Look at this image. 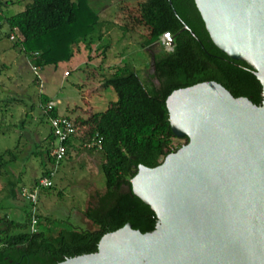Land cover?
<instances>
[{"label": "trees", "instance_id": "obj_1", "mask_svg": "<svg viewBox=\"0 0 264 264\" xmlns=\"http://www.w3.org/2000/svg\"><path fill=\"white\" fill-rule=\"evenodd\" d=\"M27 1L22 11L3 19L7 27L5 39L17 34L12 47L37 70L69 62L72 46L85 40L98 24L86 0ZM117 12L114 20L118 29L139 33L140 47L145 52L157 46L164 33L173 38V45L171 52L150 53V79L156 86H145L134 69L124 64L113 69L107 78H101L98 85L99 90L110 89L115 101L102 112L72 120L77 139L84 141L94 134L101 139L99 173L104 191L95 195L81 213L93 229L85 231L68 224L65 229L51 226L37 215V202L32 205L20 195L21 190L31 192L37 188L38 194L40 190L53 189L51 177L70 153L55 163L45 149L42 154L51 168L43 170L41 178L48 179L50 187L38 188L36 179L29 188H20L16 197L14 185L7 183L9 197L21 200L25 207L22 222L0 217V264H53L77 252L91 254L100 235L125 224L141 234L153 230L155 219L149 217L154 215L131 194L128 186L136 172L135 164L156 165L178 147H172L171 140L175 138L167 130V112L162 106L167 89L214 82L233 98H246L256 106L259 102L260 88L249 74L250 69L225 57L211 44L192 0H132L118 3ZM183 27L187 30L181 31ZM33 82L38 86L35 77ZM39 97L43 112L47 100L43 95ZM43 116L45 121L57 117L54 109ZM48 138L53 141L50 133ZM14 161L13 151L0 152V170ZM32 213L36 220L33 232L29 230Z\"/></svg>", "mask_w": 264, "mask_h": 264}, {"label": "water", "instance_id": "obj_2", "mask_svg": "<svg viewBox=\"0 0 264 264\" xmlns=\"http://www.w3.org/2000/svg\"><path fill=\"white\" fill-rule=\"evenodd\" d=\"M192 2L211 44L250 69L257 106L214 82L167 89V130L186 143L135 164L128 186L153 230L125 224L53 264H264V0Z\"/></svg>", "mask_w": 264, "mask_h": 264}, {"label": "rangeland", "instance_id": "obj_3", "mask_svg": "<svg viewBox=\"0 0 264 264\" xmlns=\"http://www.w3.org/2000/svg\"><path fill=\"white\" fill-rule=\"evenodd\" d=\"M86 1L98 24L85 40L77 43L78 53L72 61L38 69L36 86L32 83L35 75L29 68L31 64L12 47V41L5 39L7 27L3 23L4 18L22 11L28 1L0 0V152L10 150L15 155V161L0 170V217L5 216L6 220L22 222L25 207L21 200L9 197L7 183L14 185L17 197L19 188H29L33 180L41 179L44 170L42 153L47 147V127L38 107L39 89L48 98L59 101L57 108L72 110L74 120L77 116L87 118L91 113L102 112L115 101L110 89L99 90L98 85L101 78H107L113 69L124 64L134 69L145 86L149 83L156 86L150 79V53L159 55L163 50L155 45L145 52L140 47L139 33L121 32L114 20L118 3L132 0ZM65 73L68 76H63ZM171 143L172 147L179 146L184 140L172 139ZM55 145L52 141L50 148ZM69 153V159L63 160L51 177L53 189L38 192L37 215L58 229L67 228L68 224L89 231L93 228L81 213L95 195L104 191L100 156L80 148Z\"/></svg>", "mask_w": 264, "mask_h": 264}, {"label": "built area", "instance_id": "obj_4", "mask_svg": "<svg viewBox=\"0 0 264 264\" xmlns=\"http://www.w3.org/2000/svg\"><path fill=\"white\" fill-rule=\"evenodd\" d=\"M18 35L11 34L9 36L10 41H14ZM170 39L169 35L167 33L162 34L158 40H157V46L160 47L164 52H171L172 46L169 44L168 40ZM32 71V73L35 75L34 77L37 79L36 71L33 66L30 65L29 67ZM65 76L67 73L64 74ZM39 85V84H38ZM53 109V104L47 103L45 105L43 114L50 112ZM47 125L49 128V133L51 137L53 138V142L56 143V145L52 148H50L49 155L53 158L55 163H58L63 160L66 153L71 150V146L73 145L75 149L80 148L84 151H92L97 152L101 148V139L94 134L92 138L87 140H79L77 128L74 125L73 121L62 116L57 117H48L47 118ZM51 182L48 179L41 178L37 180V187L38 188H48L50 187ZM20 195L28 200L32 205H35L36 203V195H37V188L33 189L31 192L27 190H21ZM35 219L33 218V213L30 217V224H29V230L31 232L34 231V225H35Z\"/></svg>", "mask_w": 264, "mask_h": 264}, {"label": "crops", "instance_id": "obj_5", "mask_svg": "<svg viewBox=\"0 0 264 264\" xmlns=\"http://www.w3.org/2000/svg\"><path fill=\"white\" fill-rule=\"evenodd\" d=\"M77 49V44H74L73 46H72V49H73V51H72V49H71V51H72V57H71V59L69 60V62L70 61H72L73 60V57H74V54L75 53H78V50H76ZM69 62H67V63H69ZM62 64H64V63H62ZM77 66L78 65H76L75 66V68H77ZM63 76H65L64 74H63ZM68 76V75H67ZM66 77V76H65ZM32 83L35 85V83L33 82V80H32ZM37 86V85H36ZM38 88V87H37ZM40 90V95H43L45 98H46V100H47V103H52L53 104V109L55 110V113H56V115L57 116H62V117H66V118H68V119H70V120H73V118L72 117H74V115L75 114H71L73 111L72 110H69L67 107H64V108H57V106L59 105V101H57V100H52V99H50V98H48L46 95H44V93H43V91H42V89H39ZM39 104H40V97L38 96V107H39ZM80 113H83V115L85 114V112L83 111V110H81L80 111ZM40 114L42 115V119H44L43 121L45 122V125H46V127H47V133H46V137H45V139H46V141H45V144L47 145V147H46V149L47 150H49L50 151V145H51V143H52V141L50 140V138H48V135H49V128H48V125H47V122L45 121V118H44V116H43V114H42V112H40ZM91 114H94V113H91ZM82 119H86V117H84V116H77V117H75L74 118V120H82ZM74 150L75 148H74V146L72 145L71 146V150ZM88 153H93V152H88ZM44 166V170L46 171V170H48L49 168H51L50 167V165L48 164V162H44V165H42V167ZM34 181V180H33ZM21 188V187H20ZM19 188V189H20ZM85 222L87 223V221L85 220Z\"/></svg>", "mask_w": 264, "mask_h": 264}]
</instances>
